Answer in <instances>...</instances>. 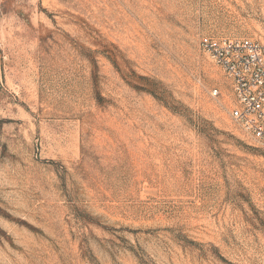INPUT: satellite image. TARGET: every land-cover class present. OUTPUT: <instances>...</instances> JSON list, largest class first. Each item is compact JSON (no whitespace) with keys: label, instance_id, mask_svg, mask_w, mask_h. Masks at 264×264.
Wrapping results in <instances>:
<instances>
[{"label":"rangeland","instance_id":"obj_1","mask_svg":"<svg viewBox=\"0 0 264 264\" xmlns=\"http://www.w3.org/2000/svg\"><path fill=\"white\" fill-rule=\"evenodd\" d=\"M220 36L264 0H0V264H264Z\"/></svg>","mask_w":264,"mask_h":264},{"label":"built area","instance_id":"obj_2","mask_svg":"<svg viewBox=\"0 0 264 264\" xmlns=\"http://www.w3.org/2000/svg\"><path fill=\"white\" fill-rule=\"evenodd\" d=\"M199 46L231 80V118L251 140L264 145V41L220 36L204 38Z\"/></svg>","mask_w":264,"mask_h":264}]
</instances>
